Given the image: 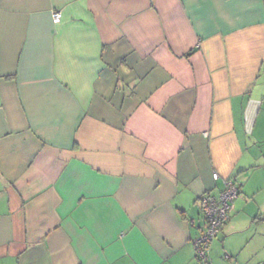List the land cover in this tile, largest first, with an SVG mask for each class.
<instances>
[{
	"label": "crops",
	"instance_id": "0c3cea01",
	"mask_svg": "<svg viewBox=\"0 0 264 264\" xmlns=\"http://www.w3.org/2000/svg\"><path fill=\"white\" fill-rule=\"evenodd\" d=\"M225 179L264 264V0H0V264H203Z\"/></svg>",
	"mask_w": 264,
	"mask_h": 264
},
{
	"label": "built area",
	"instance_id": "2783aa9c",
	"mask_svg": "<svg viewBox=\"0 0 264 264\" xmlns=\"http://www.w3.org/2000/svg\"><path fill=\"white\" fill-rule=\"evenodd\" d=\"M52 17L55 23H59L62 18L61 11H54ZM214 178L218 179L219 174L214 173ZM239 196L240 191L235 182L232 179H225L224 189L219 195L206 193L200 197V209L206 221V229L195 240V248L201 260L210 259V247L228 222L234 201Z\"/></svg>",
	"mask_w": 264,
	"mask_h": 264
},
{
	"label": "rangeland",
	"instance_id": "374dc122",
	"mask_svg": "<svg viewBox=\"0 0 264 264\" xmlns=\"http://www.w3.org/2000/svg\"><path fill=\"white\" fill-rule=\"evenodd\" d=\"M216 239H217V238L214 239L213 243H215ZM210 249H211V247H210ZM210 252H211V251H210ZM245 253H246V252H245ZM210 256H211V254H210ZM200 261H201L203 264H206V263H205V260H200Z\"/></svg>",
	"mask_w": 264,
	"mask_h": 264
},
{
	"label": "trees",
	"instance_id": "16d2710c",
	"mask_svg": "<svg viewBox=\"0 0 264 264\" xmlns=\"http://www.w3.org/2000/svg\"><path fill=\"white\" fill-rule=\"evenodd\" d=\"M196 256H197V258H198L199 260H201V258L197 255V253H196Z\"/></svg>",
	"mask_w": 264,
	"mask_h": 264
}]
</instances>
